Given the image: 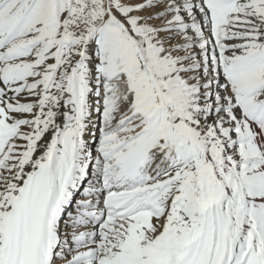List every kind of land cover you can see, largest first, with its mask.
<instances>
[{"label": "snow or ice", "instance_id": "snow-or-ice-1", "mask_svg": "<svg viewBox=\"0 0 264 264\" xmlns=\"http://www.w3.org/2000/svg\"><path fill=\"white\" fill-rule=\"evenodd\" d=\"M0 264H264V0H0Z\"/></svg>", "mask_w": 264, "mask_h": 264}]
</instances>
